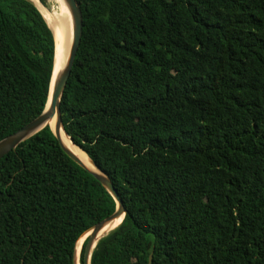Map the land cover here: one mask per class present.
Segmentation results:
<instances>
[{"label":"trees","instance_id":"16d2710c","mask_svg":"<svg viewBox=\"0 0 264 264\" xmlns=\"http://www.w3.org/2000/svg\"><path fill=\"white\" fill-rule=\"evenodd\" d=\"M32 1L0 0V139L48 95ZM77 1L61 122L125 208L89 264H264V0ZM115 205L46 124L0 158V264H73Z\"/></svg>","mask_w":264,"mask_h":264},{"label":"water","instance_id":"95a60500","mask_svg":"<svg viewBox=\"0 0 264 264\" xmlns=\"http://www.w3.org/2000/svg\"><path fill=\"white\" fill-rule=\"evenodd\" d=\"M34 3L32 0H29ZM64 4L66 5L70 17H71V37L68 46L67 55L63 65L53 74V67L51 72L50 84L47 99L42 111L32 118L30 121L16 129L15 131L11 132L10 134L6 135L5 137L0 139V158L1 156L5 155L10 150L14 149L15 146L19 144V142L23 141L24 139L30 137L32 134L40 130L44 127L48 122L51 120L53 114L55 113L56 118L54 122V126L50 127L51 131L57 138L62 150L64 153L72 159L74 162L85 168L89 171L95 178L99 180V182L104 186V188L110 193L115 201V208L111 214L102 218L98 222L92 224L88 227L82 234L87 232L86 241L83 248L82 254V264H89V258L92 248L94 247L97 239L101 236L103 231L108 230L112 227V224L116 219L122 218L124 215L125 208L121 199L118 196L116 189L114 188L109 176L106 172H104L100 167L87 155L88 160H90L91 164L95 167V169H91L87 167L81 158L68 146L66 145L60 136L59 128L61 126L64 134L69 138L73 145L77 146L81 149L78 145H76L69 135L65 132L59 111V102L62 95V91L66 82V79L70 72V67L74 58V54L76 53L80 35H81V10L77 0H63ZM55 49V46H54ZM54 57V56H53ZM82 150V149H81ZM83 151V150H82ZM84 152V151H83ZM85 153V152H84ZM121 221V220H120ZM81 234V235H82ZM80 251V250H79ZM79 257V256H78ZM73 264H76V252L75 246L73 251ZM151 261V254L148 256V263Z\"/></svg>","mask_w":264,"mask_h":264},{"label":"bare ground","instance_id":"6f19581e","mask_svg":"<svg viewBox=\"0 0 264 264\" xmlns=\"http://www.w3.org/2000/svg\"><path fill=\"white\" fill-rule=\"evenodd\" d=\"M36 4L38 5L40 9V4L38 0H34ZM57 3L56 7L48 8V12H46L43 8L42 10L46 14V19L48 26L52 32L53 39H54V57H53V74L63 65L67 51L68 46L70 42L71 37V17L69 14V11L64 4L63 0H54ZM54 3V2H53ZM42 14V13H41ZM44 18V17H43ZM56 115L53 114L51 120L48 122V125L51 127L54 126ZM60 136L62 141L68 145L84 162V164L91 168L95 169V167L91 164L90 160H88L86 153H84L81 149H79L77 146L73 145L72 142L69 140V138L64 134L61 126L59 128ZM122 218L116 219L112 224H110L112 227H110L108 230L103 231L101 234H105L106 232L113 229L121 220ZM87 236V232L82 234L75 243V252H76V264H80L78 261V255L79 250L81 247V242L84 240V238Z\"/></svg>","mask_w":264,"mask_h":264},{"label":"rangeland","instance_id":"374dc122","mask_svg":"<svg viewBox=\"0 0 264 264\" xmlns=\"http://www.w3.org/2000/svg\"><path fill=\"white\" fill-rule=\"evenodd\" d=\"M39 1V0H38ZM45 2H46V4H47V6H46V8L48 9V8H53V7H56L57 6V3L54 1V0H45ZM54 2V3H53ZM39 4H40V6H41V3H40V1H39ZM41 8V10H42V6L40 7ZM49 10V9H48ZM42 12L44 13V11L42 10ZM44 15H45V19H46V14L44 13ZM46 22H47V19H46ZM47 25H48V23H47Z\"/></svg>","mask_w":264,"mask_h":264}]
</instances>
